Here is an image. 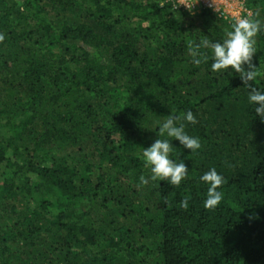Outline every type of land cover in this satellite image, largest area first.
<instances>
[{
    "label": "trees",
    "instance_id": "obj_1",
    "mask_svg": "<svg viewBox=\"0 0 264 264\" xmlns=\"http://www.w3.org/2000/svg\"><path fill=\"white\" fill-rule=\"evenodd\" d=\"M244 6L264 26V0ZM234 22L157 0H0V264H264V122L238 74L189 53ZM256 49L264 72V27ZM187 111L201 148L170 154L185 180L142 183V148Z\"/></svg>",
    "mask_w": 264,
    "mask_h": 264
},
{
    "label": "clouds",
    "instance_id": "obj_2",
    "mask_svg": "<svg viewBox=\"0 0 264 264\" xmlns=\"http://www.w3.org/2000/svg\"><path fill=\"white\" fill-rule=\"evenodd\" d=\"M196 0H192V5ZM237 19L231 30H228L221 40L211 41L204 39L198 46L189 43V53L194 65L208 61L209 50L211 55V71L223 73L229 69L238 74L240 81L247 88V105L254 108L255 115L264 122V87L253 85L264 72L252 64L256 49V37L262 31V23L252 18V14L236 13ZM0 35V40H3ZM203 49V50H202ZM247 66V68H245ZM231 74V73H229ZM197 123L192 111H187L182 116L168 115L160 125L159 132L165 139H156L149 147L142 148L144 166L150 170V177H140L142 183L152 181H169L174 186H179L185 180L189 170L184 161L176 162L170 156L173 150L172 141H179L184 149L196 152L201 148L199 137L189 135L185 131V123ZM201 182L208 185L204 207L214 209L223 200V192L218 190L225 183L223 175L215 167L200 176ZM188 207L187 197L182 202Z\"/></svg>",
    "mask_w": 264,
    "mask_h": 264
},
{
    "label": "built area",
    "instance_id": "obj_3",
    "mask_svg": "<svg viewBox=\"0 0 264 264\" xmlns=\"http://www.w3.org/2000/svg\"><path fill=\"white\" fill-rule=\"evenodd\" d=\"M160 7H163L165 4H170L174 10H183L190 14H198L204 10H211L215 12V8L218 4L215 0H196L191 7L192 0H157ZM221 8L217 9L215 13H218L220 17H223ZM226 18V17H225Z\"/></svg>",
    "mask_w": 264,
    "mask_h": 264
},
{
    "label": "rangeland",
    "instance_id": "obj_4",
    "mask_svg": "<svg viewBox=\"0 0 264 264\" xmlns=\"http://www.w3.org/2000/svg\"><path fill=\"white\" fill-rule=\"evenodd\" d=\"M218 6L215 8V12L217 9L221 8V12L223 13V17H227L231 20H236V13L240 12L241 14H248L252 11L247 10L244 6L246 0H215ZM252 14V13H251Z\"/></svg>",
    "mask_w": 264,
    "mask_h": 264
}]
</instances>
